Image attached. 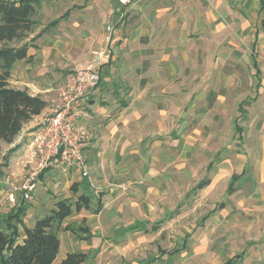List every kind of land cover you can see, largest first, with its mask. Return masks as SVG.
<instances>
[{"label": "rangeland", "instance_id": "1", "mask_svg": "<svg viewBox=\"0 0 264 264\" xmlns=\"http://www.w3.org/2000/svg\"><path fill=\"white\" fill-rule=\"evenodd\" d=\"M242 2L130 0L123 7L118 0L40 1L33 31L21 44L56 41V53L41 55L36 46L25 63L59 72V92L77 66L101 50L110 59L102 62L105 71L112 64L116 75L126 66L132 87L154 85L158 71L160 89L144 104L140 125L116 135L115 159H109L115 166L91 168L85 177L43 171L29 202L8 197L28 167L23 159L11 165L18 145L1 143L0 231L18 238L56 202L73 206L84 195L90 208L73 211L61 224L53 264L72 252L87 256L83 264H264V104L255 103L254 20L241 13ZM226 74L238 76L236 87ZM95 94L87 103L107 101ZM86 104L83 112L94 116L96 107ZM121 137L123 145L132 142L124 152ZM90 139L88 133L83 150Z\"/></svg>", "mask_w": 264, "mask_h": 264}, {"label": "crops", "instance_id": "2", "mask_svg": "<svg viewBox=\"0 0 264 264\" xmlns=\"http://www.w3.org/2000/svg\"><path fill=\"white\" fill-rule=\"evenodd\" d=\"M239 8L241 13L249 14L251 19L254 20V29L251 40V46L253 49L249 55V60L251 66L254 68V74H256L255 77L258 81L255 85V92L257 94V100L255 103L264 104V0H243ZM195 12H199V9L196 8ZM45 41L51 44V46L43 48L42 42ZM36 44L38 45L33 44L32 48L34 49L37 46V52L41 55H47V57H50V54L57 52L56 41L53 39H38ZM27 55L28 57L32 55L29 50ZM119 58L124 59L126 56L122 55ZM113 60H111V62ZM25 62H27V60L17 61L14 63L10 72L9 86L15 90H26L30 96L40 98L45 103V108L39 115L23 124L19 135L15 138L12 144H6L8 146L7 149L15 144L18 145L17 153H15L17 156L12 159L11 165H13L15 161L18 162L22 159L23 150L25 149L27 142H29L40 123L54 110L57 102L56 94L59 92V90L56 89V79L57 76L60 75L59 72L54 71L53 68V71L46 69L43 67V64L38 65V62H35V65L33 63ZM18 63H21L23 67L16 69L15 64ZM108 63H110L109 55L103 60V65H108ZM45 64L46 65L44 66L48 68L50 61ZM103 68L104 67L102 66L101 78L94 93H96L95 96L98 97V100L104 99L102 100L103 102L107 101L104 104L102 103L99 107H96V102L92 105L91 102L87 103V100L83 102L82 109L76 122L77 127L80 126L84 130L85 134L87 132V134L89 133L91 136L90 144L86 147V150L85 148L83 150L87 172L88 170H91V168L97 172H101L100 168H104L105 171L106 168L115 166L114 159L117 150L116 135L126 134L130 125H140L144 104H146V101L149 100V96L150 98L154 96L152 93L156 94L160 89L158 87L160 81L157 80V76H159L158 71L155 72L156 77H154V85L149 86L148 82L146 83L145 81L141 86L132 87L130 75L127 74L129 69L127 70L126 66L121 65L118 68L119 70L116 75L111 71L113 68L112 64H110V67L108 66L106 71ZM146 68L147 67L145 66L143 70L146 71ZM226 75L227 78H229L227 82L231 81V85L236 83V79H233L237 78V75ZM194 76L195 74L191 75L189 78H193V86L195 87ZM143 77L147 78L148 72H145ZM206 78L207 80L210 79L208 72L205 74V79ZM112 79L118 81L119 85H116ZM237 85L238 84L236 83L235 87ZM153 86L154 88H152ZM170 90V92L173 93V89ZM85 104H90L91 106H89V108L91 109H94L95 107L96 109L98 108L97 111L95 109L94 116H92L89 112H83ZM163 115L164 111L162 112V110H159V114H157L156 117L162 119ZM123 140V137H121L120 144L123 147L122 149H118L121 152H124L125 147L132 143L125 142L123 145ZM138 140L139 139H136L135 141ZM135 141L133 145H135ZM262 141V158L259 170L264 175V129L262 132ZM111 157L114 159L110 161L109 159ZM73 172L79 174L74 170Z\"/></svg>", "mask_w": 264, "mask_h": 264}, {"label": "trees", "instance_id": "3", "mask_svg": "<svg viewBox=\"0 0 264 264\" xmlns=\"http://www.w3.org/2000/svg\"><path fill=\"white\" fill-rule=\"evenodd\" d=\"M40 1L43 0H0V144H12L23 124L45 108L40 98L9 86L14 63L28 60V49L33 47V43H21L33 31L32 16ZM206 184L203 181L198 187ZM89 208V198L80 195L73 206L56 202L48 216L36 220L30 228L24 227L18 238L0 231V264H53L60 249L57 231L61 224L73 211L79 213ZM86 259L84 253L72 252L59 264H83Z\"/></svg>", "mask_w": 264, "mask_h": 264}, {"label": "built area", "instance_id": "4", "mask_svg": "<svg viewBox=\"0 0 264 264\" xmlns=\"http://www.w3.org/2000/svg\"><path fill=\"white\" fill-rule=\"evenodd\" d=\"M126 7L130 0H118ZM106 43L110 40L112 27H106ZM104 52L93 53V59L80 64L73 71L58 94L52 113L46 117L33 133L23 150L26 175L13 186L8 197L14 201L19 195L22 201L29 202L37 189L38 177L43 171L61 174L71 170L87 176L83 154L86 134L76 125L79 113L85 102L94 94L102 71Z\"/></svg>", "mask_w": 264, "mask_h": 264}]
</instances>
